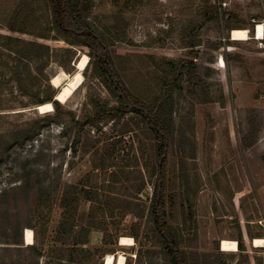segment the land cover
<instances>
[{"label": "rangeland", "instance_id": "rangeland-1", "mask_svg": "<svg viewBox=\"0 0 264 264\" xmlns=\"http://www.w3.org/2000/svg\"><path fill=\"white\" fill-rule=\"evenodd\" d=\"M21 1L42 2L0 0L7 9ZM74 2L88 12L94 29L113 25L124 34L114 46L116 54L195 63V80L182 77L172 94L167 220L179 233L182 248L201 263L202 255H210L206 264H236L240 253L222 252L220 241H236L241 225L248 238L264 236V58L252 39L254 26L264 23V0ZM213 6L219 9L217 18L202 23V13H211ZM224 14L232 18L229 25ZM237 28L247 29L249 39L231 41L229 33ZM0 34L34 41L1 25ZM40 43L72 49L73 61L88 54L87 48L62 41ZM187 43L196 46L185 48ZM4 52L0 149L9 145L10 133L44 114L9 82L10 60ZM76 63L68 67L70 74L56 64L46 73L49 79L59 77L62 86L77 73ZM80 74L81 85L62 104L74 113V121L91 119L95 105H115L92 77L91 64ZM73 125L70 135L62 137V125L53 124L38 140L24 148L13 145L0 159V264H103L106 255L119 254L124 264H167L148 214L156 165L150 126L127 114L117 122L86 125L79 143L71 146ZM25 229L33 233L30 246L23 243ZM120 237L131 238L133 246L120 247ZM252 247L245 248L248 262L241 264H264V249Z\"/></svg>", "mask_w": 264, "mask_h": 264}, {"label": "trees", "instance_id": "trees-1", "mask_svg": "<svg viewBox=\"0 0 264 264\" xmlns=\"http://www.w3.org/2000/svg\"><path fill=\"white\" fill-rule=\"evenodd\" d=\"M2 7L4 5L0 2V25L4 30L34 40L27 41L0 34V53L3 49L6 53L4 55L10 60L8 80L15 84L21 96L28 97L33 107L51 104L53 109L39 115L25 128L10 133L9 145L5 144L0 149V159L13 145L24 148L38 140L53 124L62 125L61 135L67 137L74 123L75 135L71 146H75L79 143L80 134L86 125L117 122L127 114L142 118L150 126L156 157L155 181L151 195L148 197L147 194L148 214L159 237L167 264H206L211 258L210 255H202L201 263L194 254H188L182 248L180 235L168 223L165 210L166 155L173 132L172 94L180 87L178 82L182 77L195 80V63L184 59L167 60L148 55L116 54L114 46L123 42L124 34L113 25L100 30L94 29L87 20L88 12L74 0H42L36 6L21 1L7 6L8 9ZM218 12L217 6H213L209 14L203 12L202 23L216 19ZM30 15H33V18L28 19L27 16ZM226 17L227 14H224L222 20L229 25L232 18ZM49 41H62L70 47L87 48L89 62L86 67L91 64L92 77L97 79L115 100V105L109 108L95 105L96 113L91 119L74 121V113L55 100L58 89L51 85L46 71L50 65L56 64L63 72L70 74L68 67L72 62L74 66L79 57L73 61L76 53L72 49L52 48L40 43ZM195 46L194 43H187L185 48L193 49ZM192 56L195 58L196 54ZM210 102L212 101H208ZM86 199L93 201L92 198ZM90 228L91 226H88V229ZM236 241L240 253V261L236 264L247 263L248 257L244 256L246 250L241 235Z\"/></svg>", "mask_w": 264, "mask_h": 264}, {"label": "bare ground", "instance_id": "bare-ground-1", "mask_svg": "<svg viewBox=\"0 0 264 264\" xmlns=\"http://www.w3.org/2000/svg\"><path fill=\"white\" fill-rule=\"evenodd\" d=\"M256 26V27H255ZM254 26L253 37L256 36V39H259L262 35L263 26L262 24H258ZM231 41L242 42L249 39V31L247 29H232L229 33ZM88 63V57L86 55H81L80 59L76 63L75 73L64 85H59V77H53L51 79V85L54 88H59L58 93L55 96V100L61 104H64L72 95V93L81 85L82 76L81 71L85 69ZM61 80V79H60ZM39 113H47L52 111L53 107L51 104H44L36 108ZM23 243L26 246H30L33 244V233L30 229H25L23 231ZM252 245L254 248H263L264 247V239H254L252 241ZM120 247H131L133 246V240L127 237H120L119 239ZM220 250L224 253H236L237 252V244L235 241L230 240H221L220 241ZM125 258L122 254L114 257L113 255H106L103 259V264H124Z\"/></svg>", "mask_w": 264, "mask_h": 264}, {"label": "crops", "instance_id": "crops-1", "mask_svg": "<svg viewBox=\"0 0 264 264\" xmlns=\"http://www.w3.org/2000/svg\"><path fill=\"white\" fill-rule=\"evenodd\" d=\"M261 206H262V212H263V219H264V205L262 204V201H261ZM240 228H241V232H242V234H241V238L243 239V241L245 242V244H243V246H244V248H246V247H252L251 246V244H250V241H253L254 239H264V236H253V237H251V238H248L247 237V235L244 233V231H243V226L241 225L240 226ZM236 242V244H237V241H235ZM247 245V246H246ZM253 249H264V248H254V247H252ZM237 252H238V250H237ZM236 252V253H237ZM234 254V253H233Z\"/></svg>", "mask_w": 264, "mask_h": 264}, {"label": "built area", "instance_id": "built-area-1", "mask_svg": "<svg viewBox=\"0 0 264 264\" xmlns=\"http://www.w3.org/2000/svg\"><path fill=\"white\" fill-rule=\"evenodd\" d=\"M262 26H263V30H262L261 37L259 39H256V36H254V37L252 36V39H253V41H255L256 49L258 50L260 56L264 58V23L262 24ZM219 61L222 62V58H220ZM222 64H223V62H222Z\"/></svg>", "mask_w": 264, "mask_h": 264}, {"label": "water", "instance_id": "water-1", "mask_svg": "<svg viewBox=\"0 0 264 264\" xmlns=\"http://www.w3.org/2000/svg\"><path fill=\"white\" fill-rule=\"evenodd\" d=\"M37 110V109H36Z\"/></svg>", "mask_w": 264, "mask_h": 264}]
</instances>
